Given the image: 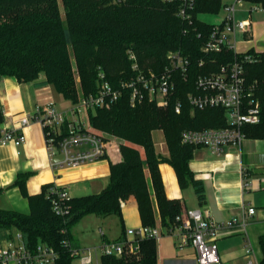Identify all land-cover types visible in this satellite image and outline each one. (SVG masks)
<instances>
[{"label": "trees", "instance_id": "obj_1", "mask_svg": "<svg viewBox=\"0 0 264 264\" xmlns=\"http://www.w3.org/2000/svg\"><path fill=\"white\" fill-rule=\"evenodd\" d=\"M62 1L65 19L58 0H0V78L13 76L36 85L52 83L65 98L77 102L71 49L82 95L99 89L101 69L114 87L123 79L135 76L131 51L142 68L157 71L164 69L170 51L180 50L190 60L187 75L175 72L176 88L167 106H159L149 98L132 106L130 92L124 89L111 106L89 111L91 127L121 139L123 159L111 163L110 182L102 191L71 197L67 216H59L53 210L50 195L54 184H46L40 193L29 195L25 189L28 173L19 172L16 183L28 199L29 211L0 206V243L19 231L30 247L36 248L41 242L49 244L58 251L57 264H71L74 255L66 241L72 243L73 227L83 216L92 213L115 214L123 221L122 201L130 195L138 199L143 225H162L171 230L181 224L186 210L181 199L169 198L165 193L159 169L163 161L175 168L182 187L192 185L199 202L206 201L203 182L195 177L190 166L197 146L182 143L181 134L188 128H219L228 123L223 108L197 109L188 101V93L196 91L199 74L215 72L235 59L243 61L246 84L257 85L256 93L261 101V121L246 125L244 130L246 136L264 138V51L253 47L238 53L227 48L204 50L213 23L200 15L219 13L222 0H196L192 24L179 16L180 0ZM246 2L264 7V0ZM178 100L182 102L181 112L175 109ZM2 110L0 102V121L4 117ZM158 129L165 136L166 154L158 149L153 137ZM4 192L5 188L0 187V196ZM262 252L259 264H264V243ZM100 264H159L158 237L139 238L136 248L127 242L121 256L103 254Z\"/></svg>", "mask_w": 264, "mask_h": 264}, {"label": "crops", "instance_id": "obj_2", "mask_svg": "<svg viewBox=\"0 0 264 264\" xmlns=\"http://www.w3.org/2000/svg\"><path fill=\"white\" fill-rule=\"evenodd\" d=\"M249 6L245 5V8ZM247 9L240 12L250 20L251 31L241 34L239 50L242 52L253 47L264 51V14L250 13ZM61 96L65 98L52 83L36 85L33 81H19L13 76L0 78V102L4 116L0 121V187L5 188L0 196V206L29 211L28 199L16 183L19 172L28 173L25 189L29 195L40 193L44 185L51 183L66 187L70 196H80L102 191L110 182L111 163L122 161L121 141L116 140L108 143L107 155L103 159L78 166L53 168L42 125L33 120L29 125H22L20 121L27 116L33 118L39 105L53 102L58 109H63L65 102ZM5 128H13L16 134L25 133V141L18 146L1 143ZM158 149L168 153L166 142H161ZM190 166L195 177L203 182L206 201L203 204L199 202L192 185L182 187L175 168L163 161L159 169L166 195L181 199L185 210L203 209L207 217L216 223L217 228L211 238L216 242L225 264H248L250 257L260 263L264 243V138L246 136L241 145H231L220 155L197 146ZM148 182L159 220V208L149 173ZM249 207L256 208L254 214L248 213ZM122 212L123 221L115 214H94V220L103 231V240L124 239L128 228L143 225L134 194L122 201ZM112 226L117 231L111 235L113 238H109L106 232H114ZM158 227L159 264H197L195 247L191 244L179 245L178 228L171 233L162 225ZM128 238L135 240L134 236ZM72 243L81 247L73 239ZM247 247L253 250L250 256L247 255Z\"/></svg>", "mask_w": 264, "mask_h": 264}, {"label": "built area", "instance_id": "obj_3", "mask_svg": "<svg viewBox=\"0 0 264 264\" xmlns=\"http://www.w3.org/2000/svg\"><path fill=\"white\" fill-rule=\"evenodd\" d=\"M180 1L179 16L183 21L192 24L196 0ZM222 3L226 15L217 22H210L213 23V28L208 34L204 50L212 52L227 48L236 53L241 52L238 46L240 36L251 31L250 20L238 16L241 10L247 9L246 0H222ZM247 10L250 13L264 14V7L257 3L250 4ZM130 58L133 59L132 68L136 74L123 79L118 87L110 83L101 69L99 89L95 93L81 95L75 106L60 110L51 102L37 106L33 118L27 116L21 119L22 125H29L31 120L42 125L53 168L83 165L103 159L107 155L108 140L104 134L86 122L80 114L82 109L90 111L100 106L109 107L120 97L124 89L130 92L132 106L146 98L156 101L159 106H167L176 88L175 72L179 71L184 75L189 72L190 60L180 50L168 52V62L160 71L142 68L132 51ZM246 58L250 56L247 55ZM195 85L196 91L187 95L192 107L197 109L221 107L225 110L228 124L219 128L185 129L181 134L182 143L206 147L217 155L225 153L231 145H241L246 138L245 126L261 121V101L256 93L257 85L247 86L243 61L235 59L222 64L215 72L201 73L197 76ZM175 109L181 112V100L177 101ZM25 139V133L16 134L13 128H5L1 143H13L18 146ZM58 155H62V159H55ZM71 197L66 187L55 185L51 187L50 198L57 215L64 217L70 213ZM255 211V207L248 208L249 214H254ZM174 228L180 230V246L191 244L195 247L197 264H225L220 258L216 242L211 238L217 225L207 217L203 209H186L181 224ZM174 228L169 232L173 233ZM126 235V239L103 240L102 245L95 249L74 247L70 240L66 243L72 255L81 256L82 264H87L95 259L99 261L103 254L121 256L126 250L127 242H130L132 248H136L139 238L159 237L160 229L158 226L142 225L128 228ZM128 236H134L135 240H130ZM246 252L249 256L253 254L251 247H247ZM58 256L55 247L43 242L36 248L30 247L19 231H15L13 237L0 243V264H57ZM248 264L259 263L256 258L250 257Z\"/></svg>", "mask_w": 264, "mask_h": 264}, {"label": "rangeland", "instance_id": "obj_4", "mask_svg": "<svg viewBox=\"0 0 264 264\" xmlns=\"http://www.w3.org/2000/svg\"><path fill=\"white\" fill-rule=\"evenodd\" d=\"M58 1L60 4L63 19H65L64 3L62 0H58ZM245 4L250 5V3H247V2ZM225 15H226V12L224 9H222L217 14H202L201 18L203 20H206L209 22H217L220 19H222ZM238 16L240 18H246L247 15L240 12V13H238ZM71 57H72L73 67H74L75 76H76L77 94L80 97L83 94V89L81 86V79H80L79 72H78L77 62L74 58L72 49H71ZM61 99H62V101L65 102V105H64L63 109H60V110H65V109H68V108L76 105V102L72 99L67 98V100H66L65 98H62V96H61ZM80 114L86 119V122H88V124L90 125L89 110L82 109L80 111ZM97 131L104 134L106 139L108 140V142L116 141V140L121 141V139L117 136L106 133L104 131H100L98 129H97ZM153 137H154V140H155L156 144L158 145V147H160L161 142H165L164 133L160 129L155 130L153 132ZM94 219H96V216L94 214H87L81 218V220L75 225V227H73V230H72L73 231L72 234L74 235V236L72 235L73 242H78L81 245V247H87V248L90 247L93 249H95L96 247H100L102 245V243H103V233L102 232L103 231L100 229V224L98 222H96V220H94ZM112 229L114 232L104 231L107 233V236L109 238H113L111 235H114V233H116V231H117L115 226H112ZM118 230L120 231L121 228L118 227ZM99 250H100V248H99ZM99 254L101 255V252ZM100 263H101V256H100L99 261H97L95 259L93 262L87 263V264H100ZM71 264H82L81 256H74Z\"/></svg>", "mask_w": 264, "mask_h": 264}, {"label": "water", "instance_id": "obj_5", "mask_svg": "<svg viewBox=\"0 0 264 264\" xmlns=\"http://www.w3.org/2000/svg\"><path fill=\"white\" fill-rule=\"evenodd\" d=\"M55 159H57V160H58V159H62V155H58V156H56Z\"/></svg>", "mask_w": 264, "mask_h": 264}]
</instances>
